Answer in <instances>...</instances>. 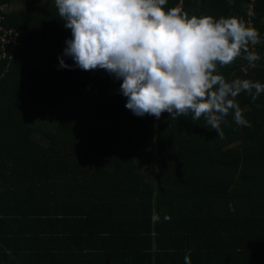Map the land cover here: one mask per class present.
Listing matches in <instances>:
<instances>
[{
  "label": "trees",
  "instance_id": "1",
  "mask_svg": "<svg viewBox=\"0 0 264 264\" xmlns=\"http://www.w3.org/2000/svg\"><path fill=\"white\" fill-rule=\"evenodd\" d=\"M178 5L189 17L255 28V67L237 58L218 73L264 84V0H167L165 11ZM3 36L6 262L43 264L45 252L65 244L66 264H184L189 250L191 264H264V93L236 97L251 127L230 111L221 138L191 114L136 116L121 80L75 67L62 55L71 30L54 0H0Z\"/></svg>",
  "mask_w": 264,
  "mask_h": 264
},
{
  "label": "clouds",
  "instance_id": "2",
  "mask_svg": "<svg viewBox=\"0 0 264 264\" xmlns=\"http://www.w3.org/2000/svg\"><path fill=\"white\" fill-rule=\"evenodd\" d=\"M54 4L64 27L71 30L63 57L81 70L102 69L121 80L119 91L134 115L159 120L165 112L173 119L191 114L193 121L203 118L221 138V124L230 111L238 126L251 127L236 97L246 92L255 101L264 93V84L239 78L228 82L218 73L237 58L252 67L260 59L249 50V44L260 43L259 33L242 19L189 17L178 7L165 11L167 0ZM58 59L61 67H72ZM190 253L184 264H191Z\"/></svg>",
  "mask_w": 264,
  "mask_h": 264
},
{
  "label": "crops",
  "instance_id": "3",
  "mask_svg": "<svg viewBox=\"0 0 264 264\" xmlns=\"http://www.w3.org/2000/svg\"><path fill=\"white\" fill-rule=\"evenodd\" d=\"M54 237H57L56 234L54 233ZM57 241V240H56ZM55 241V244H56ZM66 245L64 244L62 247L57 248V249H51L50 251L45 252L44 255H42L41 261L43 264H66L65 261L67 260L65 257V250ZM24 253L21 252L19 256H22ZM18 256V257H19ZM14 260L7 261L5 260L4 253L0 249V264H25V260H21L17 258L16 256L13 257ZM29 264V263H28ZM79 264H93V263H88L85 260L81 259Z\"/></svg>",
  "mask_w": 264,
  "mask_h": 264
},
{
  "label": "built area",
  "instance_id": "4",
  "mask_svg": "<svg viewBox=\"0 0 264 264\" xmlns=\"http://www.w3.org/2000/svg\"><path fill=\"white\" fill-rule=\"evenodd\" d=\"M178 8H181L180 5L177 6ZM0 42H4V36L3 37H0ZM115 93V92H114Z\"/></svg>",
  "mask_w": 264,
  "mask_h": 264
}]
</instances>
